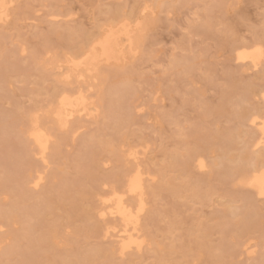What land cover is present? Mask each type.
I'll return each mask as SVG.
<instances>
[{"label": "rangeland", "instance_id": "374dc122", "mask_svg": "<svg viewBox=\"0 0 264 264\" xmlns=\"http://www.w3.org/2000/svg\"><path fill=\"white\" fill-rule=\"evenodd\" d=\"M4 2L0 264H264V195L246 182L264 171V0ZM125 21L140 27L122 60L70 70ZM78 95L88 114L59 122ZM113 196L140 248L119 251Z\"/></svg>", "mask_w": 264, "mask_h": 264}, {"label": "bare ground", "instance_id": "6f19581e", "mask_svg": "<svg viewBox=\"0 0 264 264\" xmlns=\"http://www.w3.org/2000/svg\"><path fill=\"white\" fill-rule=\"evenodd\" d=\"M4 10H5V2L4 0H0V19H2V17L4 16ZM130 24L131 23L125 21L114 26H109L106 28L103 27L99 35L97 34L98 36L91 41L88 47L84 50L83 49L81 50L80 57L78 56L79 59H77L78 58L77 57L75 58L77 60L73 58L67 60V65L70 67V70L73 72H77L79 69L84 68L86 71H91L92 66L96 65L100 61H104L108 63L109 62L116 63V61L118 62L124 56L125 53L124 47L126 48V46L128 45L129 48L130 47L129 44H132L131 42L133 40L134 31L140 27V22H137L135 26L132 27L130 26ZM258 55H259L258 49H253V50L242 49L237 52V57L239 59H249L252 62V64L255 62ZM87 108L88 107H86V103L81 95L75 97L62 96L59 99L58 105L55 109V116L59 122H66L68 117H71L75 113H83V112L86 113L87 110H89ZM259 129L261 130V133L260 132L258 133L262 134L261 137L263 138L264 123L259 126ZM30 135L43 150L44 148L43 135L35 129L30 131ZM262 138L259 141L260 144L263 142ZM246 182L249 186L254 188L259 195H264V171L253 172L251 175L247 177ZM127 190L129 193H137L141 190L140 177L137 173L133 174L128 179ZM105 201L108 202L105 204L106 207L109 206L108 210H106L107 214L116 215L117 217H119V220L121 221L120 223L121 227L119 228V230L120 229L121 230L118 236H116L118 238L116 240L119 251L124 252L127 249L129 250L133 246L136 248H140L141 241L138 240V238H136L133 235V232L137 231L136 230L137 215L134 214L132 210L122 202L121 197L119 196H113L111 198L106 199ZM106 211H104V213Z\"/></svg>", "mask_w": 264, "mask_h": 264}]
</instances>
